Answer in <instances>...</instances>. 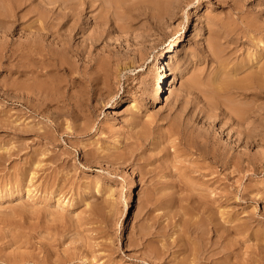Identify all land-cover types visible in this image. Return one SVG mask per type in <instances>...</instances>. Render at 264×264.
Masks as SVG:
<instances>
[{
  "label": "rangeland",
  "instance_id": "obj_1",
  "mask_svg": "<svg viewBox=\"0 0 264 264\" xmlns=\"http://www.w3.org/2000/svg\"><path fill=\"white\" fill-rule=\"evenodd\" d=\"M6 1L0 8L16 16L0 19L17 21L13 29L0 26V264H264V91L231 95L248 103L238 120L216 90L245 65L242 57L264 64V0L83 5L88 25L95 22L84 28L82 17L75 44L97 31L94 16L104 12L107 35L88 47L90 56L68 54L75 76L68 64L49 60L51 73L40 77L26 71L43 64L5 53L21 51V30L35 29L37 10L58 4L24 0L13 10ZM216 32L224 67L208 46ZM172 42L176 50L167 52ZM162 52L172 70L166 99L156 103L154 64ZM96 57L108 60V80L76 118L71 95L94 76L88 60ZM173 66L181 69L178 83ZM31 82L43 85L58 122L32 112L36 96L19 89ZM40 128L52 139H39ZM194 208L246 228L220 239L209 226L198 234L186 226Z\"/></svg>",
  "mask_w": 264,
  "mask_h": 264
},
{
  "label": "bare ground",
  "instance_id": "obj_2",
  "mask_svg": "<svg viewBox=\"0 0 264 264\" xmlns=\"http://www.w3.org/2000/svg\"><path fill=\"white\" fill-rule=\"evenodd\" d=\"M2 1L6 2V5H7L6 0H2ZM47 1L49 4H51V5H49V7L52 6L53 4H58V6L55 5L54 8H46L45 7V9L42 11L40 9H39V11L38 10L37 11L32 10V11L37 12V14H36L38 16L37 20L39 21V22L37 21V24L34 25L35 29L26 34L25 29L22 28L21 32H24V36H26L25 37L26 39H25V41H23L21 43L22 44L21 51L18 53V50L13 49L10 54L5 53V55L14 56L17 53L18 57L25 58L34 64H37V63L43 64V65H40V66H42L41 70H37L36 68H32V69L26 71L32 77H40L42 74L43 75H49L51 73V71L46 69L47 67L45 65V64L48 65L49 60L59 61L61 66H63L64 64H68V66H65V65L63 66L64 69L68 70L72 76H75V72L77 71V69L75 67H73V64L71 63V60H70V57L68 56V54L71 53L73 56L76 55L78 58L90 56L89 54L91 52H90V50H88L89 49L88 47H90V45H91V47L95 46L96 42L100 41L103 36L107 35L106 26L104 27L105 21H102L105 18V12H104L98 16L97 15L94 16L95 20L97 21L96 22V24L98 26L97 31H95L91 35H88L79 43L75 44L76 36H77L76 33L81 28L80 21H81L82 17H85L86 21H87V24L84 26V28H86L87 26H88L87 28H90L91 24H93L95 22V21H93L94 20L93 19V20H91L90 24L88 25L91 17L88 15V13L84 12L86 9L85 6L87 5V7H91V6L95 5V3L97 1L98 2L100 1V4L104 5L105 3H107V1L109 2V0H47ZM0 2H1V0H0ZM9 2L13 4V7H12V8H14L13 10H17L18 8H20L24 4L25 1L24 0H13V1H9ZM42 3H43V0H42ZM43 4H45V3H43ZM109 4H110V2L107 3V5H109ZM83 5H85V6L82 7ZM1 7L3 8L4 6L1 5ZM55 7H56V9H55ZM98 7H100V5ZM7 10H8V12L6 13V11H3V9L0 8V16H2L4 18L10 17V15L16 16V12L12 14L11 9L7 8ZM66 10H68V11H66ZM16 21L17 20H12V19H9V20L0 19V26L1 27L3 26V28L7 27L8 29H10V28L13 29L12 25H14L16 23ZM234 22H236V21H234ZM8 23H10V25ZM247 24H248L249 29L258 30L261 28V26L257 27L255 23L252 24V23L248 22ZM110 27H111V25H110ZM83 31L85 33L87 31V29H83ZM74 32H76V33H74ZM247 32L249 33L250 31L249 30L242 31V33L244 35H247ZM222 37L223 36H221L219 32H216L212 36L211 40H209L208 46L212 47L211 51L213 52L214 55H216L215 57L222 58L220 60V64L222 67H224L223 64L225 63V61H227L226 60L227 58L225 59V55L223 53L225 48L223 49L222 44L220 43L221 42L220 38H222ZM253 40H254V38H253ZM259 40H260V38H259ZM56 44H57V46H56ZM174 49L176 50V47H174ZM174 49H173V42H172L170 44V47L167 49V52H174ZM94 56H95V53H94ZM112 56L113 55L111 54V57ZM171 56L172 55H170V57ZM110 58H109V61H111ZM167 58H168L167 54L162 52L156 58L155 64H154V67L157 71L156 78L158 81V87L153 92V98H154V101L156 103L164 101L166 99L165 95H166V88H167V84H168V75L171 73L170 71L172 70V67L167 66V64H169V61L167 60ZM92 60L95 61V64L93 65L94 66V76H92L90 78H86V77L84 78L85 81H82V85L80 86L81 87L80 91L77 94L71 95V99L69 102L71 104V107L69 110L75 115L76 118L83 117L84 115L86 116V111L90 108V105H91L90 100L94 97V95H96L97 90L99 89L101 84L102 83L106 84V82L108 80V73H107V65L109 64L108 60L104 61V60H101L100 57H98V58L96 57L93 59H89L88 61L92 62ZM255 60H258V63H259L262 59L260 60L258 58V56H256L255 58H253V57L251 58L248 55L245 58L242 57L239 60L240 63H242L243 61H246V63L243 67L242 66L235 67L234 76H236L237 72L239 70H242V69L246 70V72L244 71L245 74L243 76L238 77V78H234V76L227 74V75H225V78H222L220 80V83L216 87L217 92L222 94L223 97L225 96L228 98L229 101L228 100L227 101H228V103L231 104L230 105V107L232 108L231 110H232V112H235L238 120L247 117L248 111H247L246 106L248 103L245 104V101H243V103L246 105V106H244V104L242 102L238 103L236 100H234L231 95L233 93H239L240 95L246 96L247 94H249V90H251V89H259L260 91H264V64H262L261 66H258V64L256 63L258 66V68H257L253 63ZM260 64H261V62H260ZM173 68H174V66H173ZM180 71H181V69L179 66L174 68V72H175L174 82L178 83L180 81V78H179ZM76 85H77V83H76ZM19 89L20 90H22V89L27 90L28 92H31L34 96H36V98H37L36 102L34 103L33 107L31 108L32 112H34L35 115L42 114L45 117L53 118L52 120H55L56 122L59 121L58 120L59 112H53V110L51 109L52 104L50 102H48V100H49L48 97L42 96L43 95L42 92H44L43 91L44 89H43V85L40 82L24 83L20 86ZM100 89H102V88H100ZM9 92H10V90H9ZM219 96L221 98V95H219ZM58 107H60V106H58ZM68 107H69V105H68ZM88 124H89V121H88ZM58 125L60 126V124H57V127H58ZM77 125L78 124H76V126ZM87 125H86V127H87ZM219 127L221 129L223 128L222 126H219ZM60 128H61V126H60ZM36 130H37L36 135L39 137V139H50L51 140L53 137V135L50 133V130L48 128L44 129V130H41V128L36 129ZM54 130H56V129H54ZM248 137H249V135H248ZM28 170L30 171V169H28ZM97 190H99V188ZM17 194H20V193H15V195H17ZM180 212H182V214H183V211H180ZM190 215H191V218L186 222V226L188 228H191L193 226L194 230L195 231L197 230L196 233L203 234V232H204L202 230L203 226L204 227L209 226L210 229L214 233H216V235L219 239L225 238V232H228V231L230 232L233 230L236 233H241L246 228V226L244 224H236L234 226H231V224H229V223L230 222L232 223V221H234L232 219H231L232 221L230 219H227V221L230 220L229 223L227 222V224H229V226L225 225L223 223L221 224L217 220V218L214 217V211L211 210V208H194V210L190 213ZM194 217H195V219H193ZM220 220H222V219L220 218ZM234 222H236V221H234ZM209 234H208V236H209ZM222 243L223 242H221V244ZM216 244H217V242H216ZM218 245H219V243H218ZM226 248H228V247L226 246ZM224 249L225 248H221V252H222V250L224 251ZM226 252H228V251H226ZM228 254H230V253H228ZM199 255H200V253H199Z\"/></svg>",
  "mask_w": 264,
  "mask_h": 264
}]
</instances>
